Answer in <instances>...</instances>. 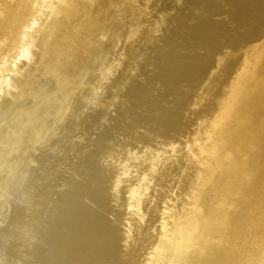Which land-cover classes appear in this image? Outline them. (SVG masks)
<instances>
[{
	"label": "bare ground",
	"instance_id": "bare-ground-1",
	"mask_svg": "<svg viewBox=\"0 0 264 264\" xmlns=\"http://www.w3.org/2000/svg\"><path fill=\"white\" fill-rule=\"evenodd\" d=\"M0 264H264V0H0Z\"/></svg>",
	"mask_w": 264,
	"mask_h": 264
},
{
	"label": "water",
	"instance_id": "water-1",
	"mask_svg": "<svg viewBox=\"0 0 264 264\" xmlns=\"http://www.w3.org/2000/svg\"><path fill=\"white\" fill-rule=\"evenodd\" d=\"M73 56H75V55L72 54V57H73ZM103 67H105V69H108V68H109V65L106 64V65H104ZM24 107H25V105H24ZM29 109H30V107H29ZM23 115H25V114H23ZM25 129H26V130H29V127L25 128ZM14 134H15V133H14ZM17 143H19V142L17 141ZM1 207L4 209V207H5V203H2Z\"/></svg>",
	"mask_w": 264,
	"mask_h": 264
},
{
	"label": "rangeland",
	"instance_id": "rangeland-1",
	"mask_svg": "<svg viewBox=\"0 0 264 264\" xmlns=\"http://www.w3.org/2000/svg\"><path fill=\"white\" fill-rule=\"evenodd\" d=\"M13 50V48L11 49V51Z\"/></svg>",
	"mask_w": 264,
	"mask_h": 264
}]
</instances>
